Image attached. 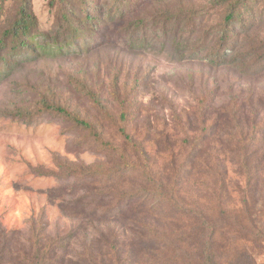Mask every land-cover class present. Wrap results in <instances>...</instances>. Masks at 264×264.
Here are the masks:
<instances>
[{
  "label": "rangeland",
  "instance_id": "374dc122",
  "mask_svg": "<svg viewBox=\"0 0 264 264\" xmlns=\"http://www.w3.org/2000/svg\"><path fill=\"white\" fill-rule=\"evenodd\" d=\"M22 1L0 0L1 24ZM233 2L89 0L92 44L0 64V264H58L65 245L64 264H110L104 211L149 226L145 263L209 264L213 249L218 264H264V0L242 45L225 23ZM32 3L57 39L73 4ZM178 13L195 20H167ZM192 36L203 52L182 59Z\"/></svg>",
  "mask_w": 264,
  "mask_h": 264
},
{
  "label": "trees",
  "instance_id": "16d2710c",
  "mask_svg": "<svg viewBox=\"0 0 264 264\" xmlns=\"http://www.w3.org/2000/svg\"><path fill=\"white\" fill-rule=\"evenodd\" d=\"M64 1L67 3V7H69L68 3H72L73 7L70 12L67 11L63 14L60 24L58 25V38L55 40L52 39V37L50 36L49 40L46 41V34L41 30L40 22L36 16V12L34 11V5L32 3V0H23L22 2L24 3L20 7V9H17V14L11 16L12 18L10 17L9 20L7 18V20L3 21L2 24L1 20L3 19V16L1 15L0 64H10L13 66V63L16 64L15 57L18 59L19 63H26L28 61L36 62L37 60L45 56L61 58L69 55H74L78 51V47L80 46L82 39L86 36H88L86 45L88 46L92 44L91 42L95 40H93V32L89 30V27L91 26V28L95 31L99 26V22H96L94 17L88 12H86L87 9L88 11L90 10L87 5V2H89V0ZM74 1L76 2V4ZM231 1L234 2L228 9L225 18V23L230 24L232 26L230 35H233L236 40L241 44L240 39L242 38V36H248L253 30V26L251 27L247 24L245 15L248 11L251 10L250 5L256 2V0H219V3L229 4ZM261 1L262 0H257L258 3H260ZM119 11L120 9H117L115 11L116 16L119 15ZM124 11H126V9L122 10L121 14H124ZM3 13L7 12L4 11ZM191 17L192 18L188 20L189 22L195 20L193 16ZM167 20H172L173 22L178 21L179 24L183 26L185 25L187 18L186 16H182L181 13H178L177 15L174 14L172 18H168ZM240 25H242L243 27L241 31H238L236 28H238V26ZM192 34L193 36L196 35L195 33ZM193 36L186 40V45L179 43V41L177 43L178 48L176 47V51L179 55H181L182 59L189 56H193L194 54H196V52H203L201 47H199L201 45V42L198 39V42L194 43V41H192ZM226 38L225 42L227 41ZM180 42L182 41L180 40ZM193 45L197 46V48H194ZM238 46H235L232 49V52H237L239 48ZM259 48L257 47V49ZM224 52L225 57H227L229 55L228 48H226ZM210 57L211 54L209 53L207 54V56L198 57V59H200V61H206V59L208 60ZM249 57V55H246V58ZM220 59H222V57H220ZM209 65L222 67L223 62H218V64L209 63ZM52 109L59 112L61 115L68 117L69 119L75 120V122L80 128L90 131L94 136H98L95 126H93L85 119H76L75 116L68 109L61 107H53ZM79 117L81 116L79 115ZM126 140L130 142L132 138L126 136ZM258 170L261 172V169ZM132 203L133 202H128L126 204V207L129 208L133 206ZM121 211L123 212V207L121 208ZM93 215L95 217L97 216L96 213H93ZM111 215L112 214H108L104 211V213L100 216L101 221H108L109 223H112L111 231L109 233V236H111L112 238V243L110 242L111 247L109 250L111 253V260H109V263L149 264L145 263L140 257L142 245L152 240L151 233H148L151 232L149 226L144 224L141 220H138V218L135 216L131 217L128 220H124L123 216ZM124 221H126V223L121 224ZM49 239L50 238L47 237L46 241H49ZM68 244L70 245L71 243ZM113 245H115V248L113 247ZM212 250L206 252L205 257H207V260L210 261L209 264H218L217 261H215ZM122 252H124V254ZM70 255L71 252H69L68 245H65L62 248V252L60 256H58V259H56V261L58 262V264H64L66 263V258H68L67 256ZM117 256L119 257V259H117L116 261ZM14 258L15 255L13 256V258L10 259ZM1 260L3 259H0V261ZM4 263H7L5 258ZM165 264L168 263L166 262Z\"/></svg>",
  "mask_w": 264,
  "mask_h": 264
}]
</instances>
